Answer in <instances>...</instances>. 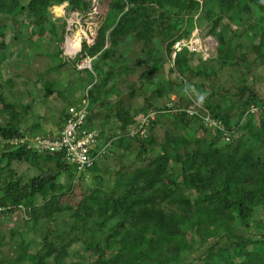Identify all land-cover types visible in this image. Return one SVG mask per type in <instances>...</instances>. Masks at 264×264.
I'll use <instances>...</instances> for the list:
<instances>
[{
  "label": "trees",
  "instance_id": "16d2710c",
  "mask_svg": "<svg viewBox=\"0 0 264 264\" xmlns=\"http://www.w3.org/2000/svg\"><path fill=\"white\" fill-rule=\"evenodd\" d=\"M62 3H67V13L86 15L91 9L90 0H0V23L11 20L17 28L18 18L28 12L32 21L26 39L47 34L55 39L57 61L48 69H59L66 63L60 58L59 45L64 41L65 23L62 21L59 32L49 11ZM202 6L206 33L217 41L215 60L241 76L234 92L217 83L218 69L212 60L191 66L194 52L186 48L176 53L170 67L181 78L178 83L171 86L172 82L149 79L161 69L165 57L171 59L174 42L189 38ZM233 24L241 28L232 30ZM153 31L164 43V54L150 46ZM130 33H135L133 39L142 44L146 55V68L140 77L145 76L143 83L150 82L153 87L145 85L148 94L143 107L132 112L126 108L110 111L105 106L108 101L103 103L112 89L109 75L130 71L129 64L115 69L125 58L118 53L120 43ZM4 34L0 29V35ZM242 36L250 43L253 61L264 65V0H110L93 43L82 41L80 52L70 62L75 68L88 56L110 67V72L94 65L85 69L89 107L84 128L92 129L89 121L96 105L106 107L103 116L116 112L122 133L106 137L104 143L120 149L122 158L135 151L131 162H140L130 168L122 166L112 180L108 167L105 175L98 173V160L102 163L107 157L104 152L87 170L94 171L91 186H84V172L75 175L64 152H37L26 144L13 147L9 143L25 135L47 133L36 123L24 125L31 103L22 105L0 92V113L4 115L0 141L6 145L0 150V215L19 211L27 224L25 231L19 228L12 234L19 237L14 240L15 256L0 260V264H264V222L257 221L254 213L256 207L264 211V155L256 153L264 147V94L255 86L258 77L248 82ZM235 39L240 42L235 44ZM7 49L2 38L0 65L8 58ZM242 62L246 70L241 68ZM196 77L213 83L207 90L197 89L200 98L196 108L202 114L208 111L228 131V140L218 127L207 126L198 116L180 110L173 115L163 140L156 142L152 133L155 123L170 116L172 106L157 109L145 136H129L136 114H147L154 108V98L167 99L176 86L180 87L176 92L181 100L174 105L188 108L191 101L183 84ZM40 80L43 98L62 96L53 80ZM129 89V95H134L133 84ZM115 103L117 106L121 101ZM251 107L257 110L250 112ZM135 142L137 150H133ZM11 163L26 164L37 172L25 180L4 175L6 169L12 170ZM64 173L67 181L63 183L60 177ZM212 230L216 232L210 240Z\"/></svg>",
  "mask_w": 264,
  "mask_h": 264
},
{
  "label": "rangeland",
  "instance_id": "374dc122",
  "mask_svg": "<svg viewBox=\"0 0 264 264\" xmlns=\"http://www.w3.org/2000/svg\"><path fill=\"white\" fill-rule=\"evenodd\" d=\"M90 1L91 9L86 15L78 12L67 13L65 10L67 3H62L63 13L59 15L56 14L53 10L54 5L49 8L51 18L56 22L59 32L61 30L62 21H64L65 23L63 40L66 36L74 39L79 33H81L82 36H84L83 34L86 33L88 37H91V33L95 34V29L102 20V17L106 12L107 5L110 0ZM201 1L203 2V0ZM204 11V6H202L201 11L194 17L195 26L190 34V37L192 36L193 39H197L198 41L195 42L197 51H193L194 56L190 60V65H198L201 60L205 59L212 60V64H214V66L218 69L216 78L217 83L228 89L229 91L234 92L235 86L237 84L236 80L240 79L241 76L239 73L234 72L227 66H219L218 61L215 60V57L217 56V41L213 36L206 33L208 25L204 18ZM58 18H60L61 20H58ZM31 21V14L25 12V14L18 18L17 28L15 22L11 20H7L5 23H0V29L4 30L5 33L4 37L0 35V41L2 38H4L5 43L8 45V49L6 52L8 54V58L0 65V92L5 93L9 100H15L16 102L19 101L22 105L31 103V111L29 112V116L25 117V126H29L31 123H36V126H38L40 130L46 133L48 131L57 133L60 130L62 124L61 121L67 107L77 104L85 94L87 84L89 83V80H87L88 71H86L85 69H89V66H84L83 68H77L76 66L74 68L73 64L70 62L73 56L68 57L64 54L62 46L64 41H62V43L59 44L60 49L62 50L60 58L66 63L59 69H48V67H52V65L55 66L54 64L57 61V58H54V52L57 49V43L55 39L51 38L50 34H47L46 37L33 36L31 40H27L26 36L29 33L28 29L31 26ZM224 21L226 22V20ZM236 27H238V29L241 28V26L233 24L231 29L234 30ZM18 30H20V33L18 32ZM134 34L135 33L128 34L120 43L118 53H120L125 58L120 59V61L118 62V66L115 68L119 69L121 64H129L128 67L130 68V71L124 74L115 72V74L109 75L110 82L108 83V86H111L112 89H110L107 95V99H105L103 103L108 101V106H105L107 107V109H110V111L118 110L123 112L122 110L126 108L132 112L133 110L143 107L144 105H146L144 97L148 94L144 90V87L145 85L149 89L153 87V84H149L150 82L147 84L143 83V79H146L145 76L143 79H141L140 77V74L146 68V55L145 53H143V51H141L142 44L137 43L133 39ZM151 36L153 39L150 46L159 48L161 53L164 54V43L160 41V35H157L156 31H153ZM240 40H243L246 44V46L242 48V51L246 55L245 63L248 62V68L250 71L248 73V82L250 83L252 82V79L254 77H258V81H256L255 86L264 94V65L259 64V62L257 61H253L254 54L250 50V43L248 42V40H245L244 36H242ZM238 42H240L239 39H235L234 43L236 44ZM165 61L166 62L163 64L161 69H159L157 74L152 76L150 75L149 79H152L151 82H154V80H160L163 81V83L172 82L171 86H173L174 82L178 83L181 78L177 75V73L172 72L170 69L172 65V59L169 60L165 57ZM82 62L85 63V59ZM245 63H241V68L246 70V68L244 67ZM89 65L90 68L91 65H94V68L99 69L100 71H111L110 67L107 64L102 65L98 59H92ZM42 77L45 79L53 80L56 86L61 90L62 96L53 94L48 99L43 98V90L41 84L42 82L41 80L39 81V79ZM211 79L216 82L214 77H212ZM190 82L194 84L191 85ZM132 84L134 95L131 96L129 95V85ZM195 84L197 86H195ZM201 87L207 90L213 87V83L210 81H203L202 78L200 79L198 77L193 78V80L191 81L184 82L183 90L191 101L189 106H197L200 98L197 93V89ZM179 89L180 87L178 88V86H176L175 90H172L167 99L163 97L153 99V102L155 103L154 108L150 109L148 112L149 115L152 114V117L150 119L155 118L156 111L158 110H165L170 106L174 108V110H171L169 112L170 116H165L161 119V122L155 123L152 133L156 142L162 141L164 138L165 130L172 126L171 119L175 117L173 115L176 113V105H174V103L181 100L179 98V93L176 92L177 90L179 91ZM116 100L121 101V103H119L117 106L115 103ZM181 103L184 104L185 102L183 101ZM96 106L93 110L94 114L91 117V119H95V123L93 124L94 127L92 128H94L98 132L100 138H98V142H101L103 145L105 144L104 142L106 137L122 133V121H119L113 113L107 116L101 115V113L103 114L106 111V107H99V105ZM120 115L122 116L123 113H120ZM145 115L147 114H136V116L134 117L136 122V125L134 126L136 128H138L141 117ZM3 120L4 115L0 113V122ZM148 126L149 125H147V127ZM198 134H202V131H198ZM139 135L143 134L139 133ZM143 136H140V138H142ZM134 145L135 146L133 150H137V147L139 146L138 143L135 142ZM154 148L157 149V145L154 144ZM5 149L6 145L0 141V150ZM120 152V149L113 148L112 145L107 146V149L105 150V154L107 157L102 160V163L98 160V168L100 169V172L98 173L105 175V168L108 167L111 171L109 172L110 179L113 180L116 176L115 171L119 170L122 166L130 168L131 166H135L140 162L139 160L138 162H131L134 159L133 156L135 155V151L127 157V153H125L124 158L120 157ZM256 153L264 155V147H259L256 150ZM10 168L12 170L6 169L3 172L4 175H12L14 178L20 176L22 177V180L27 179L29 176H32L37 172L34 168L23 163H11ZM93 172H84V186H91L94 184V179L91 177ZM60 181H62L63 183L66 182L67 174H62V176L60 177ZM0 182H2V180H0ZM254 213L255 219L257 221L264 222V211L261 208H254ZM25 221V216L23 217V214L19 211H16L11 215H0V260L6 261L9 258L15 256L17 247L14 243V240L16 239L15 241H17L19 237L15 234V236L12 237V234L19 228H21L22 231H25L27 228V224ZM236 227L238 230L242 229L237 224ZM241 231L243 233L245 232L244 229H242ZM215 232L216 231L214 230L211 231L209 235L210 240L215 235ZM261 232H263V230H261ZM75 246L77 245H74V247ZM68 259L70 260V257H68L67 260Z\"/></svg>",
  "mask_w": 264,
  "mask_h": 264
},
{
  "label": "built area",
  "instance_id": "2783aa9c",
  "mask_svg": "<svg viewBox=\"0 0 264 264\" xmlns=\"http://www.w3.org/2000/svg\"><path fill=\"white\" fill-rule=\"evenodd\" d=\"M94 38L95 34L91 33V37H88L85 33L84 36L80 37L79 44L76 46L74 40L66 36L62 44L63 52L68 57H74L80 52L82 41H85L88 45H91L94 41ZM197 41V39H193L191 36L190 38H183L174 42L171 52L172 61L174 60L176 53L181 51L183 48H186L191 52L197 51V48L195 47V42ZM84 59L85 63L82 62ZM90 61H92V58L86 56L81 61L77 62L76 66L77 68L89 66L88 68L91 70L89 65ZM88 107L89 98L87 93H85V96L82 97L78 104L67 107L63 116L62 127L56 134H47L45 136L25 135L21 138L11 139L9 140V143L13 147L26 144L27 148L34 149L37 152H64L66 160L70 162L75 169V175L85 172L94 165L96 159L105 152V149L108 146L107 143L96 149L99 144L98 132L95 129L84 128V123L88 114ZM172 110H174V108ZM180 110L186 111L189 115L198 116L202 120L203 124L207 126L218 127L220 130H222L224 139H229L228 131H226L218 121L213 119L208 111L202 114L195 106H189L188 108L176 107L175 109L176 112ZM256 110V107H251L250 112ZM151 117L152 114L149 115L148 113L147 115L141 117L138 128L135 127L130 130L129 136H145L144 132H146V127L149 125ZM139 133L143 135H139ZM21 209L24 211L22 207Z\"/></svg>",
  "mask_w": 264,
  "mask_h": 264
},
{
  "label": "bare ground",
  "instance_id": "6f19581e",
  "mask_svg": "<svg viewBox=\"0 0 264 264\" xmlns=\"http://www.w3.org/2000/svg\"><path fill=\"white\" fill-rule=\"evenodd\" d=\"M53 10H54L55 13L58 14V15H59V14H62V13H63V5H62V4H61V5H55V6H53ZM83 35H84V34H83ZM81 36H82V34L79 33V34L76 35V38L72 39V40H74L76 46H78V44H79V39H80Z\"/></svg>",
  "mask_w": 264,
  "mask_h": 264
},
{
  "label": "crops",
  "instance_id": "0c3cea01",
  "mask_svg": "<svg viewBox=\"0 0 264 264\" xmlns=\"http://www.w3.org/2000/svg\"><path fill=\"white\" fill-rule=\"evenodd\" d=\"M82 99V98H81ZM80 99V100H81ZM80 102V101H79ZM124 108V107H123ZM125 109V108H124ZM116 112H114V114H115ZM104 114V113H103ZM117 114V113H116ZM87 118V117H86ZM119 121H120V119L119 118H117ZM90 128H92V127H94V126H92L94 123H95V119H91L90 121ZM117 122V121H116ZM62 123V122H61ZM63 124V123H62ZM62 124H61V127H62ZM106 124V123H105ZM121 125V124H120ZM106 126V125H105ZM61 127H60V129H61ZM108 128V127H107ZM135 128V127H134ZM92 129H94V128H92ZM56 132H50V131H48L47 132V134H50V135H52V134H55ZM98 136H99V134H98ZM100 139V138H99ZM99 141V140H98ZM101 141V140H100ZM99 147H101L102 146V143L100 142L99 143V145H98Z\"/></svg>",
  "mask_w": 264,
  "mask_h": 264
},
{
  "label": "clouds",
  "instance_id": "9594fccd",
  "mask_svg": "<svg viewBox=\"0 0 264 264\" xmlns=\"http://www.w3.org/2000/svg\"><path fill=\"white\" fill-rule=\"evenodd\" d=\"M98 138H99V136H98ZM109 144V143H108ZM104 145V144H103ZM107 148V147H106ZM106 150V149H105Z\"/></svg>",
  "mask_w": 264,
  "mask_h": 264
}]
</instances>
